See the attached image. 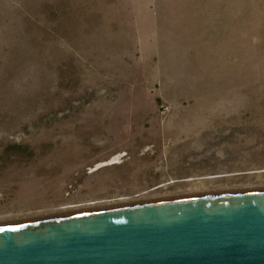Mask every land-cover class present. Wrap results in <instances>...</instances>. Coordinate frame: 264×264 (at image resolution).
I'll list each match as a JSON object with an SVG mask.
<instances>
[{"label": "rangeland", "instance_id": "1", "mask_svg": "<svg viewBox=\"0 0 264 264\" xmlns=\"http://www.w3.org/2000/svg\"><path fill=\"white\" fill-rule=\"evenodd\" d=\"M261 190L264 0H0V225Z\"/></svg>", "mask_w": 264, "mask_h": 264}, {"label": "water", "instance_id": "2", "mask_svg": "<svg viewBox=\"0 0 264 264\" xmlns=\"http://www.w3.org/2000/svg\"><path fill=\"white\" fill-rule=\"evenodd\" d=\"M0 264H264V190L0 225Z\"/></svg>", "mask_w": 264, "mask_h": 264}, {"label": "bare ground", "instance_id": "3", "mask_svg": "<svg viewBox=\"0 0 264 264\" xmlns=\"http://www.w3.org/2000/svg\"><path fill=\"white\" fill-rule=\"evenodd\" d=\"M223 194H226V193H223ZM186 198H188V197H186ZM23 219V218H22ZM22 222V221H21Z\"/></svg>", "mask_w": 264, "mask_h": 264}]
</instances>
